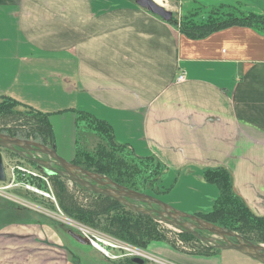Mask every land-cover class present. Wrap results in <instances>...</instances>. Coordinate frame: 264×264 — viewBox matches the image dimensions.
<instances>
[{"label": "crops", "instance_id": "obj_1", "mask_svg": "<svg viewBox=\"0 0 264 264\" xmlns=\"http://www.w3.org/2000/svg\"><path fill=\"white\" fill-rule=\"evenodd\" d=\"M160 1L177 8V0ZM180 2L264 14L257 0ZM5 97L48 115L55 150L54 123L69 130L60 145L68 156L57 154L67 162L86 113L112 128L116 145L153 156L164 173L204 181V170H226L233 193L264 217V35L251 27L193 39L134 0H0ZM13 191L0 193V264H92L87 251L111 264Z\"/></svg>", "mask_w": 264, "mask_h": 264}, {"label": "rangeland", "instance_id": "obj_2", "mask_svg": "<svg viewBox=\"0 0 264 264\" xmlns=\"http://www.w3.org/2000/svg\"><path fill=\"white\" fill-rule=\"evenodd\" d=\"M176 2V9H169V6L164 4L163 7H165L166 10H169L173 14V19L177 21L178 26H189L192 28V25L195 21V24H198L199 22H204L206 19H209V22L211 24L222 22L225 20H231L233 18H245L248 13H252L243 9H238L237 7H220V6H207L199 3L190 2L189 6H185V3L180 2V0H177ZM257 6H259L262 10H264V0H257L256 2ZM238 10H240V13H238ZM256 14V13H254ZM257 18H261L264 16V14L257 13ZM260 16V17H258ZM255 22H257V19ZM256 28L258 25V28L260 30H263L264 32V24H257L255 23ZM196 31H200L199 29H195ZM27 109H24L22 107H16L13 109V112L11 115L6 116H0V131L3 130V132H0L1 135L7 136L6 129L9 130H15L19 129L18 127L20 124H25V130L28 129L29 125L33 123V120L29 117L27 113ZM82 113H79L81 115ZM83 116V115H81ZM93 118V116H90ZM78 126L75 130V140H76V151L80 150L82 152H85L84 154H93L92 152L96 148L98 144L105 145L106 150H110V147L108 144L102 140L100 136L97 138L94 137L95 133L91 131L88 127L87 120H78ZM56 132L55 136L57 138V154H59L61 157L62 155L68 156V152H64L61 145V141L64 140L68 142L69 140V130H60L57 123H54ZM57 125V126H56ZM65 127L66 124H63ZM94 135V136H92ZM62 137V138H61ZM86 139L88 141H86ZM18 151H21L22 149L16 148ZM25 151V150H23ZM119 151V150H118ZM117 151V158H122L128 166L133 168L134 175L130 177V179L127 181L128 186L132 187V189L125 188L126 190H133L139 193H142L144 191H153L156 195H158V199L172 207L173 209L182 212L184 214L188 215H195L197 213H206L211 210V202L216 199L218 195V190L213 185H205L208 183H205L204 181H200L198 178H179L177 173H172L169 171L165 172L161 178V186L162 189H160L159 185V177L156 179V177H150L152 172L154 171L155 165L154 163H149L146 166L141 164L139 161H136L134 158L127 156L126 152H118ZM27 158H37L43 162H47L50 166L56 165L57 163H54L50 161L49 158L45 157L44 155H36L33 152L25 151ZM0 154L3 159V164L5 168L6 173V182L0 183V186H6L9 183L12 182V174H14V182L13 187H11V191L8 190L6 192H11L13 194V190L18 189L21 190L24 195L29 196V202L33 204L34 206L29 205L35 210H38L39 212L42 211L43 208L36 206L35 204H38L40 206H43L48 214L49 217L54 218L58 221L63 222L65 225H67L72 232H74L77 235H80L84 238L83 232L80 229L86 230V231H93L100 233L102 235H105L109 238L118 240L120 242L125 243L126 245L142 250L143 252H146L153 257L157 258L161 262L165 264H262L254 259H251L247 256L242 255L241 253L234 251V250H220L217 249L214 245L221 246L225 245V241L220 239L219 237H212L209 233L199 229L193 222L187 221V220H178L180 223L185 224L191 231L198 232L202 237L205 238H212L213 243H211V247H207L203 242L196 239V241H191L188 243H185L181 241L178 234L182 231L181 229H178L170 224H166L164 222L160 221V217H164L168 219L167 215L160 216L159 212L162 213L161 209L158 208L155 205H148L143 202L137 201V200H129L128 202L133 204L136 207L142 208L143 210L151 212V216L153 220L156 222L159 230L164 234L166 242H151L147 245L146 248L137 247L134 245H130L129 243L125 241H121L116 237H113L111 235L105 234L97 229H94L92 227H89L87 225H83L68 216H66L62 210L59 208L55 191L56 187L52 184L55 178H52L50 176H45L43 174V177H45L46 182L42 179H39V185L33 184V187L36 189H39V191L47 194L50 196V198L40 195L38 193H33L26 191L24 188V185L28 183V176L23 178L21 176V173L14 170L12 172V168H16L17 166L24 168L26 170H29L31 172H36L35 166L33 162H28L27 160H23L22 158H19L18 156H14L13 153H11L10 150H4L0 148ZM144 166V167H143ZM52 167V166H51ZM63 172V171H60ZM88 172V171H87ZM73 173L91 183L94 184V182L86 177L83 173H81L78 170L73 171ZM92 174H95L93 172H89ZM40 174V173H39ZM42 175V174H41ZM98 175V174H97ZM101 176V175H98ZM60 177V176H59ZM104 177V176H101ZM61 181L65 183L66 187L68 188V191L73 194L74 200L77 202H80L82 204H85L89 201V198L94 194L93 192H90L88 190L82 189L77 183L70 181L68 177H60ZM156 179V180H155ZM100 182H105L106 185L104 186L105 189H114L117 190L115 186L110 184V179H102ZM177 183V184H176ZM30 184V183H29ZM176 184V185H175ZM207 186V187H206ZM210 186V187H209ZM205 188H208L206 190ZM210 188V189H209ZM168 190L167 193H162V190ZM212 190V191H211ZM145 194V193H143ZM147 195V194H146ZM34 201V202H33ZM16 205L17 207H20L19 204L12 203ZM27 209V208H25ZM44 213V212H43ZM214 225V224H213ZM216 226V225H215ZM218 227V226H217ZM220 228V227H219ZM226 232L235 234L241 239L237 238H228V240L232 243H239L245 241H249L252 244H261L264 245V243H258V242H251L241 234L237 232H233L224 228H221ZM193 236V235H192ZM86 239V238H85ZM86 241L89 243V241L86 239ZM216 249L218 251L211 253V250L208 249ZM209 253V254H199V253ZM85 255H88L89 258L93 259L92 264H102L100 260L98 259V255L94 257L90 254V251L85 252ZM115 255L125 254V252H114ZM171 254V255H167ZM102 256V255H101ZM132 259L130 257H124L118 260H108L111 264H128L127 261L123 263V260H129ZM107 260V259H106ZM113 261V262H111ZM120 261V262H119ZM81 264H86V260L81 259ZM107 264V263H106ZM144 264H160V263H154L149 260H144Z\"/></svg>", "mask_w": 264, "mask_h": 264}, {"label": "trees", "instance_id": "obj_3", "mask_svg": "<svg viewBox=\"0 0 264 264\" xmlns=\"http://www.w3.org/2000/svg\"><path fill=\"white\" fill-rule=\"evenodd\" d=\"M238 13H240V10H238ZM256 15L248 13L245 18H233L214 24H211L209 19L198 24H195L194 21L192 28L189 26L179 27L177 21L174 19L169 23L193 39L203 38L211 33L232 26L251 27L261 35H264L263 30H260L258 25L256 28L255 25V23L263 25L264 16L257 18ZM256 18L258 19L257 22H255ZM195 29H199L200 31H196ZM16 107L27 109V113L33 120V123L29 125L27 130H25V125H27L25 123L20 124L18 126L20 127L19 129H6L5 134L9 137L32 140L45 146L53 145L54 137L48 121V115L41 114L32 108L21 106L15 100L5 97L0 101V116L11 115L13 109ZM81 115L78 116V120H87L89 129L100 136L108 144L110 150H106L103 144H98L92 152L93 154H84L85 152L77 150L72 161L74 165L81 166L88 172L104 176L117 185L132 189V187L128 186L127 181L134 175V169L128 166L122 158H117L118 150V152L125 151L127 156L134 158L144 166L154 163L155 168L150 177L153 176L156 179L159 177V187L162 189L161 178L165 171V167L162 164L156 161L153 156L135 157L127 151L125 146H118L114 143L112 128L107 123L91 118L86 113H82ZM0 132H3V130ZM202 177L206 183L214 185L219 192L216 199L211 202L210 211L195 215L220 228L237 232L251 242L264 243V217L255 216L243 201L233 193L231 178L228 172L221 168L206 169L202 172ZM52 178H55V182L52 184L56 187L55 196L58 206L69 218L137 247L146 248L151 242H166L164 234L159 230L151 216L136 213L110 198L97 194H93L88 202L82 204L74 200L73 194L68 191V188L60 180L59 176ZM38 181L39 179L29 176L27 182L31 185H37V183L39 185L41 181ZM167 192V189L162 190L160 194ZM142 193L158 199V195L153 191H144ZM178 236L185 243L196 241V238L189 233L180 232ZM208 249L211 250V253L218 251L216 249ZM126 261L128 264H134L131 262V259L123 260V263Z\"/></svg>", "mask_w": 264, "mask_h": 264}, {"label": "water", "instance_id": "obj_4", "mask_svg": "<svg viewBox=\"0 0 264 264\" xmlns=\"http://www.w3.org/2000/svg\"><path fill=\"white\" fill-rule=\"evenodd\" d=\"M134 3L148 11L149 13L158 16L162 20L166 22H170L173 20V14L171 11L166 10L165 7L158 5L156 1L154 0H134ZM0 148L11 150L13 152H18L16 148L22 149V150H28L30 152L35 153L36 155H45L55 163H57L60 168L63 170V172L56 171L53 169L47 162H43L37 158H29L31 162L37 164L38 170L42 171L44 174H58L61 176H66L70 181H73L77 183L82 189L88 190L90 192H93L94 194L110 198L126 208L143 215H149L151 216V212L143 210L142 208L136 207L133 204L129 203V200H137L140 202H143L148 205H155L158 208L161 209L162 213L159 212L160 216H163L164 214L168 216L167 218L160 217V221L164 222L166 224H170L178 229H181V232L189 233L193 235L196 239L203 242L207 247H211V243H213L212 238H205L202 237L198 232L191 231L185 224L180 223L178 220H187L193 222L199 229L209 233L212 237H219L220 239L225 241V245L217 246V249L220 250H234L239 253H241L244 256H247L251 259H254L262 264H264V245L261 244H252L249 241L239 242V243H232L228 240V238H237L241 239V237L226 232L223 229L208 223L201 218H199L196 215H188L184 214L182 212H179L169 205L161 202L159 199L154 198L152 196L139 193L133 190H126L120 185H117L116 183L112 182L110 180V184L115 186L117 190L114 189H105L104 186L106 185L105 182H100L102 179H107L106 177L98 176L97 174H92L87 171L82 170L79 166L74 165L73 163L67 162L64 159H62L60 156L57 155L55 146H45L41 143L32 141V140H25L20 139L17 137H9L4 136L0 134ZM78 170L82 172L85 176H87L89 179H91L94 184H91L79 177H77L73 171ZM6 182V173L5 168L3 164V159L0 154V183ZM152 217V216H151ZM69 234L74 237L75 239L82 241L79 236L74 234L73 232H69ZM131 262L134 264H144V260L141 258H132Z\"/></svg>", "mask_w": 264, "mask_h": 264}, {"label": "built area", "instance_id": "obj_5", "mask_svg": "<svg viewBox=\"0 0 264 264\" xmlns=\"http://www.w3.org/2000/svg\"><path fill=\"white\" fill-rule=\"evenodd\" d=\"M184 78V74L182 73L179 77L178 80H182ZM14 170L18 171L19 173H21V176L23 178H25L26 176H30L33 178H39L42 179L43 181L46 182L45 177H43V175L36 173V172H31L29 170H26L24 168H21L19 166H17L15 169L12 168V172H14ZM14 174H12V182L9 183L6 186H0V193L2 194L3 192L7 191L8 189H10L11 187H13V182H14ZM24 188L26 191L29 192H33V193H38L40 195H44L48 198H50L49 195L39 191V189H36L35 187H33V185L26 183L24 185ZM83 232V236L84 238H86L89 243L96 249L98 250L105 258L109 259V260H118L121 258H126V257H130V258H141L143 260H149L152 261L154 263H160V264H165L163 262H161L160 260H158L157 258L153 257L152 255L143 252L142 250L130 247L128 245H126L123 242H120L118 240L109 238L105 235H102L100 233L97 232H93V231H86L83 229H80ZM114 252L116 253H123L125 252V254H120V255H115Z\"/></svg>", "mask_w": 264, "mask_h": 264}, {"label": "flooded vegetation", "instance_id": "obj_6", "mask_svg": "<svg viewBox=\"0 0 264 264\" xmlns=\"http://www.w3.org/2000/svg\"><path fill=\"white\" fill-rule=\"evenodd\" d=\"M1 149H3V148H1ZM4 150H7V149H4ZM11 151V150H10ZM25 151H27V150H25ZM25 151H23V150H21V151H18L20 154H18V153H16V152H13V151H11V153H13V154H15L14 156H18L19 158H22L23 160H27L28 162H31L30 161V159L29 158H27L26 157V152ZM45 156V155H44ZM45 157H47V156H45ZM48 158V157H47ZM50 161H52L51 159H50ZM52 162H54V161H52ZM55 163V162H54ZM72 163V162H71ZM34 164V166H35V169H36V171L38 172V173H40V174H44L42 171H39L38 170V167H37V164H35V163H33ZM52 166V168L53 169H55L56 171H63L61 168H60V166L58 165V164H56V165H51ZM77 166V165H76ZM82 170H84V171H86L83 167H81V166H79ZM82 173V172H81ZM45 176L47 175V176H50V177H54V176H60V177H66V176H61V175H58V174H44ZM87 177V176H86ZM245 241V240H244Z\"/></svg>", "mask_w": 264, "mask_h": 264}, {"label": "bare ground", "instance_id": "obj_7", "mask_svg": "<svg viewBox=\"0 0 264 264\" xmlns=\"http://www.w3.org/2000/svg\"><path fill=\"white\" fill-rule=\"evenodd\" d=\"M156 3H157L158 5L164 6V3H163L162 1H160V0H157Z\"/></svg>", "mask_w": 264, "mask_h": 264}]
</instances>
